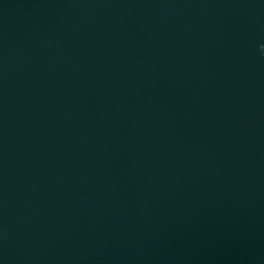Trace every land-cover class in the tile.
Returning <instances> with one entry per match:
<instances>
[{"label": "water", "instance_id": "obj_1", "mask_svg": "<svg viewBox=\"0 0 264 264\" xmlns=\"http://www.w3.org/2000/svg\"><path fill=\"white\" fill-rule=\"evenodd\" d=\"M0 264H264V0H0Z\"/></svg>", "mask_w": 264, "mask_h": 264}]
</instances>
